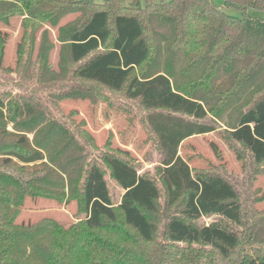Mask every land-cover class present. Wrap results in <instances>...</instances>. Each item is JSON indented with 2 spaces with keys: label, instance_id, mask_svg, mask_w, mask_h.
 <instances>
[{
  "label": "trees",
  "instance_id": "obj_1",
  "mask_svg": "<svg viewBox=\"0 0 264 264\" xmlns=\"http://www.w3.org/2000/svg\"><path fill=\"white\" fill-rule=\"evenodd\" d=\"M221 1L223 7L212 0H145L128 8L123 0H0V24L18 19L22 28L21 78L35 72L38 81L47 72L50 86L74 81L123 92L150 111L164 155L158 176L168 211L158 242L155 180L111 151L89 159L78 139L90 144L84 131L75 136L29 95L0 91V264H264L256 232L238 231L244 221L236 188L218 174L194 175L178 153L186 139L222 123L232 142L264 164V21L245 15L264 10V0ZM45 26L57 28L63 77L49 67L46 31L33 57ZM5 42L1 34L0 67ZM208 116L210 124L203 122ZM106 174L123 190L116 206ZM27 199L76 201L82 217L67 227L52 219L18 224ZM207 216L219 222L200 224ZM242 239L258 246L232 259Z\"/></svg>",
  "mask_w": 264,
  "mask_h": 264
},
{
  "label": "rangeland",
  "instance_id": "obj_2",
  "mask_svg": "<svg viewBox=\"0 0 264 264\" xmlns=\"http://www.w3.org/2000/svg\"><path fill=\"white\" fill-rule=\"evenodd\" d=\"M91 1L95 4L104 2V0ZM151 1L154 4L162 2V0ZM212 1L217 6L223 7L221 0ZM123 3L128 8L134 5L143 7L145 0H123ZM225 11L231 15L242 16V12L236 8H228ZM245 15L264 21V10L247 9ZM73 17L69 16L61 20L59 25L66 24ZM43 31L47 32V38L53 45L48 56L49 67L54 77L61 76L59 75L61 44L57 41V28L45 26L36 34L33 57L38 53ZM21 33L22 28L18 19H11L9 25L0 24V35L6 38L4 59L0 67V91L29 95L41 103L50 118L70 128L75 136H77L76 131H84L90 139V144L88 145L81 137L78 139L84 145L89 159L98 160L101 154L111 151L128 160L139 174L155 180L160 189V209L152 220L158 229L157 241L161 242L168 213L165 193L158 176L164 155L149 127L150 111L142 109L138 101L126 99L123 92L113 93L88 84L79 86L74 81L59 82L50 86L48 83L50 76L47 72L43 73L38 81L32 79L35 72H31V75L25 74L26 78H21L16 68V51ZM203 122L210 124L212 116H208ZM224 125L218 123L214 132L186 139L180 145L178 153L194 175L218 174L236 188L244 221L238 231L245 236H252L256 232L257 241L262 242L259 246L264 250V164L256 165L246 150L232 142ZM106 180L112 201L116 206L123 190L110 179L108 174ZM257 199L261 201L258 202ZM81 217L76 201L59 204L46 199H27L16 222L35 224L44 219H52L67 227ZM217 221L219 222L218 217L207 216L201 218L199 223L208 225ZM254 222L260 225L255 228L256 225L252 226ZM257 246L248 244L242 239L241 246L232 259L242 250L252 251Z\"/></svg>",
  "mask_w": 264,
  "mask_h": 264
}]
</instances>
